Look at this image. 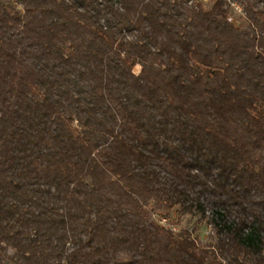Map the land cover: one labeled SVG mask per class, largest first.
Instances as JSON below:
<instances>
[{
    "label": "trees",
    "instance_id": "trees-1",
    "mask_svg": "<svg viewBox=\"0 0 264 264\" xmlns=\"http://www.w3.org/2000/svg\"><path fill=\"white\" fill-rule=\"evenodd\" d=\"M121 254L264 264V0H0V264Z\"/></svg>",
    "mask_w": 264,
    "mask_h": 264
},
{
    "label": "rangeland",
    "instance_id": "rangeland-1",
    "mask_svg": "<svg viewBox=\"0 0 264 264\" xmlns=\"http://www.w3.org/2000/svg\"><path fill=\"white\" fill-rule=\"evenodd\" d=\"M199 1V0H198ZM201 1V0H200ZM206 8H210L215 0H202ZM141 71V67H136L135 68V73L139 74ZM157 220H159L164 226L175 229V230H180L181 228H192L195 223V219L191 217H186L184 218L179 224H173L176 222L174 215L171 217H167L164 214H160L157 216H154ZM166 218V219H164ZM200 239L203 242L209 241V238L211 236V228L209 226H203L199 233L197 234ZM128 259V256L125 254L119 255L117 258V264H124L126 260Z\"/></svg>",
    "mask_w": 264,
    "mask_h": 264
},
{
    "label": "built area",
    "instance_id": "built-area-1",
    "mask_svg": "<svg viewBox=\"0 0 264 264\" xmlns=\"http://www.w3.org/2000/svg\"><path fill=\"white\" fill-rule=\"evenodd\" d=\"M194 1H196V0H194ZM238 7H236V9H237Z\"/></svg>",
    "mask_w": 264,
    "mask_h": 264
}]
</instances>
